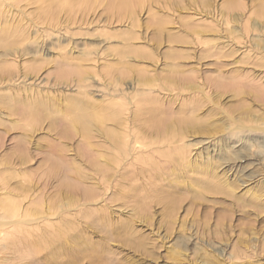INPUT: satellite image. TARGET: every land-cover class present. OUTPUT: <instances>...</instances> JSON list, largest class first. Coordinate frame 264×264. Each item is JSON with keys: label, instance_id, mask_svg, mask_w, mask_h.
Here are the masks:
<instances>
[{"label": "rangeland", "instance_id": "374dc122", "mask_svg": "<svg viewBox=\"0 0 264 264\" xmlns=\"http://www.w3.org/2000/svg\"><path fill=\"white\" fill-rule=\"evenodd\" d=\"M0 264H264V0H0Z\"/></svg>", "mask_w": 264, "mask_h": 264}, {"label": "bare ground", "instance_id": "6f19581e", "mask_svg": "<svg viewBox=\"0 0 264 264\" xmlns=\"http://www.w3.org/2000/svg\"><path fill=\"white\" fill-rule=\"evenodd\" d=\"M117 4L120 8H128L131 5V2L130 1H118Z\"/></svg>", "mask_w": 264, "mask_h": 264}]
</instances>
